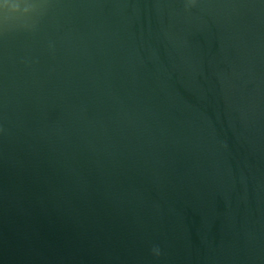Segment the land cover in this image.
Wrapping results in <instances>:
<instances>
[{
  "label": "water",
  "instance_id": "95a60500",
  "mask_svg": "<svg viewBox=\"0 0 264 264\" xmlns=\"http://www.w3.org/2000/svg\"><path fill=\"white\" fill-rule=\"evenodd\" d=\"M0 264H264V0H0Z\"/></svg>",
  "mask_w": 264,
  "mask_h": 264
}]
</instances>
